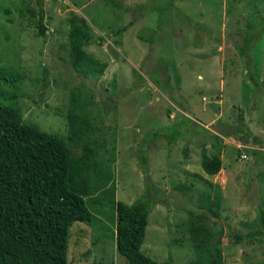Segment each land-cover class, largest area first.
<instances>
[{"label": "rangeland", "instance_id": "rangeland-1", "mask_svg": "<svg viewBox=\"0 0 264 264\" xmlns=\"http://www.w3.org/2000/svg\"><path fill=\"white\" fill-rule=\"evenodd\" d=\"M118 1L0 0V104L64 136L70 90L85 85L101 121L95 162L106 171L92 183L104 173L108 183L87 199L92 222L72 226L68 260L127 264L102 194L113 186L114 203L151 204L141 250L152 260L195 264L203 252L194 222L223 264H264V0ZM73 14L90 29L84 50L106 64L101 75L84 78L68 64ZM220 124L237 130L214 148L203 129ZM203 145L210 156L221 149L215 176L201 169Z\"/></svg>", "mask_w": 264, "mask_h": 264}, {"label": "trees", "instance_id": "trees-1", "mask_svg": "<svg viewBox=\"0 0 264 264\" xmlns=\"http://www.w3.org/2000/svg\"><path fill=\"white\" fill-rule=\"evenodd\" d=\"M108 1L115 7L123 6L118 0ZM42 20L40 14L39 36L45 32ZM89 30L85 20L72 15L66 42L68 64L84 78L101 75L106 68L105 63L94 60L84 50L91 42ZM1 80L6 81L4 76ZM84 86L70 90L64 136L44 132L25 122L20 108L0 104V264H72L67 258L72 226L76 223L88 225L93 220L87 199L99 193L100 186H106L108 178L104 173L98 185L92 183L96 169L103 172L106 167L95 162L100 147L96 134L101 121L92 116V102L83 99L86 96ZM203 131L209 134L213 147L217 148L221 137L207 128ZM202 147L201 169L208 176H215L221 170V149L210 156L204 145ZM74 148L78 154L72 150ZM114 192L111 186L102 194L110 195L116 212L113 240L117 253L127 264H172L170 260L154 261L141 250L151 204L143 201L131 205L114 203ZM215 200L220 207V194ZM209 210L214 213L212 208ZM191 217L204 219L196 214ZM259 219L264 226V211L260 212ZM191 223L189 228L195 237L201 238L195 248L203 252L195 264H223L220 249L204 246L208 230L202 224ZM240 237L237 235L238 239Z\"/></svg>", "mask_w": 264, "mask_h": 264}, {"label": "water", "instance_id": "water-1", "mask_svg": "<svg viewBox=\"0 0 264 264\" xmlns=\"http://www.w3.org/2000/svg\"><path fill=\"white\" fill-rule=\"evenodd\" d=\"M209 129L215 135L220 137H224L225 135L231 134L237 130L236 127H232L229 125H211Z\"/></svg>", "mask_w": 264, "mask_h": 264}, {"label": "built area", "instance_id": "built-area-1", "mask_svg": "<svg viewBox=\"0 0 264 264\" xmlns=\"http://www.w3.org/2000/svg\"><path fill=\"white\" fill-rule=\"evenodd\" d=\"M245 154H246V153H245ZM245 154H242L241 157H242V158H247V157H246L247 154H246V155H245Z\"/></svg>", "mask_w": 264, "mask_h": 264}, {"label": "crops", "instance_id": "crops-1", "mask_svg": "<svg viewBox=\"0 0 264 264\" xmlns=\"http://www.w3.org/2000/svg\"><path fill=\"white\" fill-rule=\"evenodd\" d=\"M221 125V124H220Z\"/></svg>", "mask_w": 264, "mask_h": 264}]
</instances>
